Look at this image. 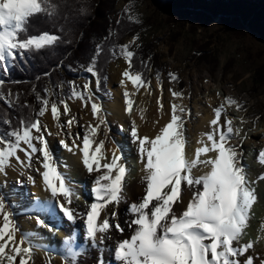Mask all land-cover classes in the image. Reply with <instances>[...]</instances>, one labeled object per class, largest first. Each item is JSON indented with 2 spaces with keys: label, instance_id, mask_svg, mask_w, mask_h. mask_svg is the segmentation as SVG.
Listing matches in <instances>:
<instances>
[{
  "label": "snow or ice",
  "instance_id": "snow-or-ice-1",
  "mask_svg": "<svg viewBox=\"0 0 264 264\" xmlns=\"http://www.w3.org/2000/svg\"><path fill=\"white\" fill-rule=\"evenodd\" d=\"M77 2L79 7L70 19L68 0H0V101L14 114H0V177L6 178L11 169L25 178L18 179L17 184L35 186L38 176L39 186L47 194L43 200L35 197L29 202L27 211L35 214L29 215L35 227L22 230L13 210L17 205L9 203L0 191V264H36L38 252L44 254L41 264H53V254L62 264H88L89 260L93 264H264V252L258 255L256 250L258 240L264 244V237L249 236L258 193L240 147L247 137L246 131L241 134L242 126L248 120L227 111H246L244 104L225 95L215 107L210 105V130L201 134L194 150L186 128L189 109L183 104L171 102L168 119L156 132L140 134L136 118L143 121L146 116L144 109L134 110L135 94L140 89L149 95L158 91L155 103L164 115L161 72H155L154 89L144 75L151 70L150 64L138 55L142 47L139 34L118 44L111 39L116 35L111 28L99 43L93 41L91 49L73 58L84 38L83 28L78 30L74 25L90 23V5L84 0ZM134 8V3L126 4L121 13H127L128 22L140 26L142 20L134 14ZM40 18L50 29L29 31L31 21ZM117 55L125 62L118 85L122 110L129 122L120 124L116 134L123 135L134 147L133 163L124 144L112 140L113 147H107L109 113L99 95L107 86L100 61ZM36 58L48 61L45 71L31 81L10 78L11 68ZM65 72L73 74L74 79L65 80ZM53 73L57 75L54 83ZM167 75L169 81H179L178 74L169 71ZM42 79L49 83L41 84ZM28 84L31 87L26 93L5 92L11 85ZM56 88H60L59 94ZM168 92L173 101L183 99V91L169 87ZM27 95L34 97L33 103L21 98ZM69 100L79 101L92 117L84 123L82 133L73 131L74 126L81 125L70 110ZM46 114L55 132L43 121ZM252 123L254 126L255 118ZM46 136L59 137V146L78 156L87 174H94L91 202L83 209L67 163L55 158ZM256 160L264 166V147ZM136 166L140 194L133 198L128 188ZM257 179L264 181V174ZM6 186V180L0 181V189ZM121 204L128 216L124 221L128 232L119 222L117 209ZM65 222L67 234L55 241ZM45 233L50 234L47 243L43 242ZM54 241L58 246L50 247ZM92 252L96 253L94 258Z\"/></svg>",
  "mask_w": 264,
  "mask_h": 264
},
{
  "label": "rangeland",
  "instance_id": "rangeland-1",
  "mask_svg": "<svg viewBox=\"0 0 264 264\" xmlns=\"http://www.w3.org/2000/svg\"><path fill=\"white\" fill-rule=\"evenodd\" d=\"M93 1L97 9L96 15L99 14L100 20L92 18V22L97 28H101V25L105 26L107 30L111 28L116 33L111 38L112 40L118 41V44H124L133 35L139 34V43L142 47L138 52L139 56L150 64L151 70H146L144 75L151 81L152 87L155 89V72L159 70L163 81L162 94H169V87L175 90L178 88V91H183L182 103H185L184 106L189 109V113L191 112V116L187 119L189 124L186 122V128L188 125L190 127L191 124H195L200 118L203 108L206 109L204 106L207 105V100L211 94L216 93L217 95L219 93L218 99L221 102L224 96L223 87L227 88L228 95L240 100L244 104L246 111L237 113L234 108H227V111L229 115H242L246 117L248 123L242 126V130L248 133H255L258 136L256 138L250 137L247 140L248 145L244 148V156L246 159V151H248L254 165L261 167L256 160L258 151L252 152L249 146L251 145V140L256 141L257 144H264V41L252 32L246 23L236 18L245 29V35H239V33H233L225 28L222 23V17H228L231 20L234 19V16L217 15L216 17H212L210 23L198 26L193 23L191 25V22L181 14L182 11L192 10V8L158 5L156 0ZM129 3H134V14L142 20V24L137 26L135 31L125 33L121 39L117 40L119 38L116 37L118 36L117 32L123 31L122 28L126 27L124 23H131L126 19L127 13H121L123 6ZM118 20L120 21L119 24L117 23ZM88 32L84 33V38L79 43L82 46L81 48L86 51L88 50L86 46L91 47L93 44L92 40L87 37ZM105 32L107 33V31ZM102 59L106 58L102 57ZM118 60H122V58L117 55L109 60L105 66L107 86L99 93L103 103L113 102V92L109 84L112 75L110 67ZM136 67L139 68L138 61L136 62ZM169 71L178 74V82L169 81L167 75ZM84 75L86 76L87 74ZM200 78L201 82L198 81ZM73 79L74 76L71 74L67 80ZM78 82L82 83V80ZM193 83H197L200 87L196 90L195 98L201 102V106L196 109L193 108L191 102L188 101V97H186V92L187 94L189 92L188 87L193 85ZM55 92L59 94L61 92L60 88H56ZM105 92H110L111 96H106ZM157 95H155V98ZM169 97L172 99L171 96ZM32 100L34 102V97ZM67 102L81 125L79 128L74 126L73 131L82 133L83 125L88 121L86 118L90 112L83 109L79 101L69 100ZM196 111L200 113L196 114ZM254 118L255 125L253 126L252 120ZM234 124L237 127H241L238 121H234ZM112 125L113 128H110L109 132L111 134V136L109 135L111 141L116 140V133L118 131L117 125L114 123ZM46 138L52 139V142L59 146V137L46 136ZM257 149H260V147ZM126 150L125 147V152L128 154ZM55 158L58 159L57 154ZM261 174H264V172ZM87 184V189L90 192L91 181ZM255 187L257 193L264 194V185L256 182ZM8 200L10 203V199ZM64 224L66 225L67 222ZM58 259H60L59 256L53 254V262L59 261ZM58 264H62V262Z\"/></svg>",
  "mask_w": 264,
  "mask_h": 264
},
{
  "label": "bare ground",
  "instance_id": "bare-ground-1",
  "mask_svg": "<svg viewBox=\"0 0 264 264\" xmlns=\"http://www.w3.org/2000/svg\"><path fill=\"white\" fill-rule=\"evenodd\" d=\"M125 68V62L123 60H118L115 63H113L110 67V72H111V80L109 82L110 88L113 92V102H105L103 103L104 108L106 111L109 113L107 116V119L109 121L110 128H113V123L117 125V128H119L120 124L127 125L129 122V118L126 113L123 112L122 110V95L119 90V85L118 81L120 79V74L122 70ZM199 82H201V78L198 79ZM114 84V85H112ZM200 87L197 83H193L190 87H188V94L186 92V97H188V101L191 102L193 105V108L196 109L201 106V102L197 100L196 97V90H198ZM128 90L131 92L133 91L132 86L129 82L128 84ZM178 90V88H177ZM223 95H228V90L226 87H223L222 89ZM160 94L158 91H153L151 95H149L144 89H140V91L136 92L135 97H134V110L136 108H141L145 110V116L146 119L141 121L139 117H137V123L140 125L139 131L140 134H147V135H153L158 127L162 125L167 119V109L170 106L171 102H175L177 104H183L182 100H175L173 101V98L171 99L170 93L169 94H162L163 98V104L165 108V114L161 115V113L157 109V105L155 103V95ZM165 95V96H164ZM185 99V97H184ZM220 100L218 99V96L216 93H213L210 95V98L207 100V105L204 106L206 107L203 108L202 114L200 115V118L197 120L195 124H191V126L187 127V135L189 137V140L191 142L192 149L197 146V140L200 139V136L202 133H205L210 130L209 128V120L211 118V107H215L217 104H219ZM190 104V103H189ZM71 110V109H70ZM73 113V112H72ZM200 112L196 111V114H199ZM189 116H191V112L189 113ZM88 121L92 120L91 115L86 118ZM43 121L48 124L49 128L52 131H56L55 127L53 126V122L51 121V118L49 115H45L43 117ZM154 121H158L154 125ZM186 122L189 121L186 120ZM247 132V131H246ZM244 131L242 130L241 134H243ZM111 136V134H109ZM115 136V135H113ZM250 137H258L255 133H248L247 132V137L246 141L244 140V143L240 146L243 149L245 146L248 145L247 140ZM111 138V137H110ZM50 144L52 146V150L54 151V156L57 154L58 159L66 162L68 165V174L73 178L76 186H77V191L81 196V201L78 202L80 205V208L83 209L84 205L86 203H90L91 200L89 199V191L84 190V186L88 185L93 178L94 174L90 176L89 174L86 173V171L83 169L82 165L79 162V157L78 156H73L69 154L68 152L64 151L58 144H55L52 142V139L49 140ZM119 143H122L126 147V151L128 152L127 156L129 158V162H134V157H135V149L129 143L123 135H117L116 134V140ZM107 147L111 148L113 147V144L111 143V139L107 143ZM258 147H264V144H257L256 141L251 140V145L249 146V149H252V152H256L260 149H257ZM247 157L245 159V163L249 166V173L252 176L254 180H256L257 183H260L261 185H264V181H260L257 179L258 175L264 172V167L256 166L252 162L251 155L246 151ZM250 156H249V155ZM60 157V158H59ZM60 170H64L63 167H61ZM30 174L33 176H36L37 174L35 173L34 170H30ZM139 167L136 166L133 170V179L130 181V186L128 188V194L131 197H136L140 194V185L138 183L139 179ZM24 180V177H19L16 172L12 171L11 169L8 170V175L7 177H0V181L6 180V187L2 189V191L7 195L8 199H10V203L17 205L13 210L14 212L17 213L16 215V220L17 223L19 224L20 228L22 230H30L35 227L34 225V220L29 218V215H35L34 213H28L27 208L29 207V202L33 201L35 197H39L41 200H43L46 197V193L40 188L39 186V178L37 176V183L35 186L29 185L26 182L20 186V184L15 183L17 180ZM260 189V188H259ZM264 192V191H263ZM28 194V195H27ZM125 205L121 204L117 211H118V217H119V222L121 223L122 226L125 227V232H128L129 230L127 227L124 225V221L128 218L126 211H124ZM264 224V194H259L258 193V201L256 204H254V215L253 218L251 219L250 222V229H249V236L251 238H261L264 237V229L261 228V225ZM68 232V225L64 224L59 230L57 236L55 237V241H60L62 238L67 234ZM121 235V234H117ZM45 239L43 242L47 243V238H50V234L45 233ZM53 242V244L50 245V247H57L58 245ZM256 250L257 254L259 255L261 252H264V244L260 243L259 240L256 244ZM92 257L94 258L96 253L92 252ZM105 259H108V254L105 253ZM43 260V253L38 252L36 254V264H41ZM59 261L56 260V262H53V264H58L61 263V259H58ZM88 264H93L92 260L88 261Z\"/></svg>",
  "mask_w": 264,
  "mask_h": 264
},
{
  "label": "trees",
  "instance_id": "trees-1",
  "mask_svg": "<svg viewBox=\"0 0 264 264\" xmlns=\"http://www.w3.org/2000/svg\"><path fill=\"white\" fill-rule=\"evenodd\" d=\"M84 2L90 5V7L88 8L87 17V19L90 20V23H87L85 21L84 24H76L74 25V27H76L78 30L82 27L84 33H86V31H89L87 37L90 38L92 42L95 41L98 43L100 42L101 38L107 34L105 32L107 31V29H105V26L103 25H101V28H97L92 22L93 19L100 20V17L98 16L99 14L96 15L97 9L94 6V1L84 0ZM156 3L158 5H172L184 8H192V10H184L181 13L184 18L191 22V25L192 23L197 24L198 26L208 24L211 22L212 17H216L217 15L234 16V19L231 20H229L228 17H222V23L225 28L229 29L233 33L237 32L239 33V35H245V29L236 19L239 18L240 21L246 23L247 27L252 32L257 34L261 40L264 41V0H156ZM68 4L71 6L68 9L69 17L71 19V17L75 15V10L79 7V4L77 0H68ZM124 25H126V27L122 28L123 31H116L118 34V36L116 37H119L117 38V40L121 39L125 35V33L135 31V29L137 28V25H135V23H124ZM50 27L51 26L43 18L34 19L31 21L29 31H43L50 29ZM81 47V44L76 46V49L72 54L73 58L81 57L82 53L86 52V50ZM86 47L89 50L93 47V44L91 47ZM112 58L113 57H107V62H105L106 59H101L100 63L105 67L108 61ZM47 66L48 61L46 59L36 58L34 60H29L26 64L21 63L15 68H11L9 70L10 78L13 80L31 81L37 74L45 71L47 69ZM70 76L71 73H63V78L65 80H67ZM56 80L57 75L56 73H53L52 82L54 83L56 82ZM40 83L45 84L49 83V81H47L46 79H42ZM30 87V84L11 85L10 89L8 87L5 88V92L7 93L8 91H11L12 93H16L17 91H19L21 93H26L27 90L30 89ZM21 98L26 99L27 103H33V97L31 95H27L26 97L22 96ZM4 112H8L10 115H14L11 109L8 108L4 102L0 101V114ZM13 123H15V121H13Z\"/></svg>",
  "mask_w": 264,
  "mask_h": 264
}]
</instances>
